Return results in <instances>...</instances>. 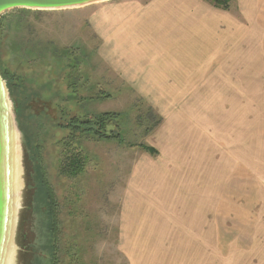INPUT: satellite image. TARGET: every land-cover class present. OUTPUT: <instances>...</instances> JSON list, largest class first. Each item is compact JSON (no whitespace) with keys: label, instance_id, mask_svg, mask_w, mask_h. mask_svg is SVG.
Returning a JSON list of instances; mask_svg holds the SVG:
<instances>
[{"label":"rangeland","instance_id":"obj_1","mask_svg":"<svg viewBox=\"0 0 264 264\" xmlns=\"http://www.w3.org/2000/svg\"><path fill=\"white\" fill-rule=\"evenodd\" d=\"M147 1L111 0L49 12L17 9L0 16V69L23 92V98L13 91L10 97L25 140V181L32 186L30 159L40 153L36 160L46 166L56 196V264H191L189 248L166 247V221L173 218L175 226L184 227L196 214L205 224V254H197L196 264H257L264 187L254 180L246 191L238 165L247 157L261 169L264 151L261 155L255 116L252 139L246 135L244 47L237 48L233 77L211 80L204 95L191 96L193 110L185 114L196 119L198 131L204 125V144L198 132V144L190 135V141L177 145L190 154L199 148L198 158L183 160L192 172H164L170 160L142 150L152 143L165 156L163 138L157 132L147 136L158 119L120 80V5ZM259 88L254 77L253 100L258 102ZM105 113L110 115L103 137L61 131L56 125L65 114L91 124ZM67 133L70 140L60 142ZM25 134L31 141L27 146ZM248 140L252 154L245 147ZM76 152L82 160L68 177L63 170L69 172V158ZM214 184L220 186L215 192ZM202 190L203 207L191 203L202 198ZM31 193H24L27 203ZM180 215L187 222L181 223ZM20 218L17 244H28L31 253L19 249L14 264H29L32 257L48 264L42 210L23 209Z\"/></svg>","mask_w":264,"mask_h":264},{"label":"crops","instance_id":"obj_2","mask_svg":"<svg viewBox=\"0 0 264 264\" xmlns=\"http://www.w3.org/2000/svg\"><path fill=\"white\" fill-rule=\"evenodd\" d=\"M238 46L244 47V73L248 80L245 90L246 135L252 139L255 116L261 129L258 142L263 155L264 0H231L227 9L214 7L206 0H149L144 5L139 2H124L120 5V80L160 119L158 124L148 130L147 136L152 137L157 132L158 137L163 138L168 148L165 156L152 143L143 146L151 148L155 155L140 149L149 156L170 160L163 165L164 172L167 170L180 175L191 171L188 168L190 164L183 160L198 158L199 148L196 147L190 154L177 145L190 141V135L197 138L199 133L202 136L201 145L204 144V125L198 131L196 119L185 114L193 110L189 104L191 96L204 95L206 83L211 80L229 79L235 75ZM254 77L260 80L259 102L253 100ZM206 133H210V130ZM195 142L198 144V138L193 139ZM249 142L245 147L252 154L253 146L252 142L248 145ZM200 149L201 158H204V147ZM253 165L252 158L248 161L247 157L243 166L238 165V174L243 176L246 191L254 180L257 187L262 190L264 187V167L257 169ZM215 185L214 192L220 187ZM196 187L193 190H199ZM203 190L202 198L191 203L202 207L205 205ZM191 203L186 201L187 205ZM247 205L245 200L244 207ZM180 216L181 223L189 219ZM193 219L195 221L185 223L184 227L175 226L173 218L167 220L165 245H170L172 249L174 244L181 249L189 248L192 255L190 263L196 264L197 254H203L204 251L205 236L201 229L204 231L205 224L199 214ZM260 223L261 230L255 237L260 246V255L255 262L264 264V214ZM189 225V235H184ZM199 245L203 246L200 251Z\"/></svg>","mask_w":264,"mask_h":264},{"label":"water","instance_id":"obj_3","mask_svg":"<svg viewBox=\"0 0 264 264\" xmlns=\"http://www.w3.org/2000/svg\"><path fill=\"white\" fill-rule=\"evenodd\" d=\"M111 0H0V16L11 10L62 11ZM24 136L6 82L0 76V264H14L21 250L17 231L25 209ZM20 249V250H19Z\"/></svg>","mask_w":264,"mask_h":264},{"label":"trees","instance_id":"obj_4","mask_svg":"<svg viewBox=\"0 0 264 264\" xmlns=\"http://www.w3.org/2000/svg\"><path fill=\"white\" fill-rule=\"evenodd\" d=\"M208 1L210 4H212L214 7H218V8H222V9H227L229 6V3L231 2V0H206ZM0 76L2 77V79L6 82L7 87L10 91L11 96L14 98V96L12 95V91L15 93H19L18 95H22V91L19 89L18 87V83L13 81V79L8 76L5 72H3L0 69ZM22 97V96H21ZM23 98V97H22ZM24 107V105L22 106ZM26 107V105H25ZM65 113V112H63ZM20 114V113H19ZM110 114L105 113L103 114L101 117L98 118V120L95 123H87V122H80L75 118H71L68 119L66 117V114L63 115V117L60 119V121L58 123H56L57 127L62 131V130H68V131H82L85 133H93L94 135H97L99 137H103V135L100 136L101 133H104V126L108 121L105 120H109L107 117ZM150 115H152L150 113ZM18 120H19V115L17 116ZM106 122V123H105ZM158 122H160V119H158ZM65 124V125H62ZM158 124V123H156ZM71 133V132H70ZM70 133H67L64 137H62L60 142L66 141V140H70V138L72 137L70 135ZM26 135V134H25ZM26 146L30 145L31 141L28 138V136L26 135ZM143 149L145 151H149L151 153H153L154 151L149 148L144 146ZM154 154V153H153ZM40 156V153L37 154L36 156L31 157L30 161L32 164V168H31V174H30V180L32 182V186L28 185L27 183V187H26V191L25 192H31L32 191V196H31V200L29 203H27L25 201V197H24V205H25V209H31L32 207V203H34V205L38 208V207H42V212L45 218V227H46V231H47V236H48V245L46 247V250L48 251V264H56V260H55V255H57V245H56V234H57V218L55 216V213L57 214V206H56V196L53 190V185L50 183V181L47 179V168L44 164H41L39 160H36L37 157ZM81 158L80 156L77 154V152L75 154H72V157L69 158V166H68V170L69 172H67L65 169L63 170V173L70 177L71 174L78 170V166L79 163L81 162ZM73 175V174H72ZM26 237V236H25ZM22 252L23 250L26 249V251L30 254L31 251L28 247V244L26 246L23 245V248L21 247ZM31 264H37L36 261H34V263Z\"/></svg>","mask_w":264,"mask_h":264},{"label":"flooded vegetation","instance_id":"obj_5","mask_svg":"<svg viewBox=\"0 0 264 264\" xmlns=\"http://www.w3.org/2000/svg\"><path fill=\"white\" fill-rule=\"evenodd\" d=\"M31 204H32V207H31L30 210H34L36 206H35L34 203H32V202H31ZM38 208L42 209V207H38ZM28 254H29V253H28ZM34 261H36V258L32 257V260L30 261L29 264L34 263Z\"/></svg>","mask_w":264,"mask_h":264}]
</instances>
